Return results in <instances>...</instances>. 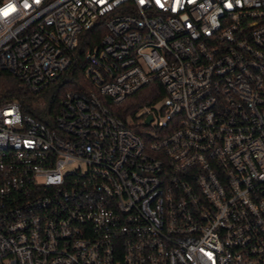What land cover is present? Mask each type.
I'll return each mask as SVG.
<instances>
[{"label": "built area", "instance_id": "2783aa9c", "mask_svg": "<svg viewBox=\"0 0 264 264\" xmlns=\"http://www.w3.org/2000/svg\"><path fill=\"white\" fill-rule=\"evenodd\" d=\"M98 25L53 125L0 106V264H264V0H0V70L39 93Z\"/></svg>", "mask_w": 264, "mask_h": 264}, {"label": "trees", "instance_id": "16d2710c", "mask_svg": "<svg viewBox=\"0 0 264 264\" xmlns=\"http://www.w3.org/2000/svg\"><path fill=\"white\" fill-rule=\"evenodd\" d=\"M105 31V28L98 25L95 30L82 35L76 64L63 72L57 82L47 86L39 93L34 94L28 91L25 83L15 74L0 70V106L17 101L24 114L33 115L36 119L53 125L55 113L65 91H84L92 88L83 73L82 57L90 45L101 39ZM164 97L162 84L159 81H154L133 93L122 103L113 104L107 99V105L114 115L126 120L129 117H136L141 108L154 105ZM135 129L138 128L135 127Z\"/></svg>", "mask_w": 264, "mask_h": 264}, {"label": "rangeland", "instance_id": "374dc122", "mask_svg": "<svg viewBox=\"0 0 264 264\" xmlns=\"http://www.w3.org/2000/svg\"><path fill=\"white\" fill-rule=\"evenodd\" d=\"M157 106H161V103H158ZM137 121V119L131 118L129 119L130 124H135V122ZM137 128H147V126L145 125H138ZM77 166H75L74 164H71L70 167L68 169H73L76 168Z\"/></svg>", "mask_w": 264, "mask_h": 264}, {"label": "water", "instance_id": "95a60500", "mask_svg": "<svg viewBox=\"0 0 264 264\" xmlns=\"http://www.w3.org/2000/svg\"><path fill=\"white\" fill-rule=\"evenodd\" d=\"M150 120H151V116L148 118V120H147V123H149V122H150Z\"/></svg>", "mask_w": 264, "mask_h": 264}, {"label": "snow or ice", "instance_id": "6c2138e0", "mask_svg": "<svg viewBox=\"0 0 264 264\" xmlns=\"http://www.w3.org/2000/svg\"><path fill=\"white\" fill-rule=\"evenodd\" d=\"M5 14H7V13H5Z\"/></svg>", "mask_w": 264, "mask_h": 264}]
</instances>
